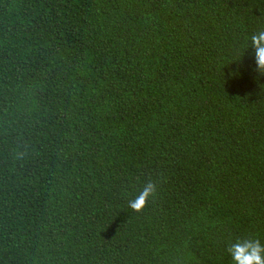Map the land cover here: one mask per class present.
<instances>
[{
	"label": "trees",
	"instance_id": "trees-1",
	"mask_svg": "<svg viewBox=\"0 0 264 264\" xmlns=\"http://www.w3.org/2000/svg\"><path fill=\"white\" fill-rule=\"evenodd\" d=\"M260 48L264 0H0V264L264 246Z\"/></svg>",
	"mask_w": 264,
	"mask_h": 264
},
{
	"label": "clouds",
	"instance_id": "clouds-1",
	"mask_svg": "<svg viewBox=\"0 0 264 264\" xmlns=\"http://www.w3.org/2000/svg\"><path fill=\"white\" fill-rule=\"evenodd\" d=\"M258 56L261 58V61L264 62V48L258 49ZM241 264H264V246L257 244L256 247L250 251V254L246 256L245 260L241 261Z\"/></svg>",
	"mask_w": 264,
	"mask_h": 264
}]
</instances>
